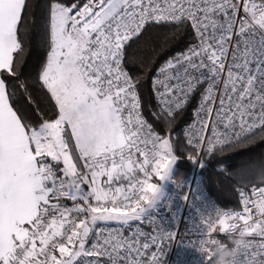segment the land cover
Here are the masks:
<instances>
[{"label": "snow or ice", "instance_id": "6c2138e0", "mask_svg": "<svg viewBox=\"0 0 264 264\" xmlns=\"http://www.w3.org/2000/svg\"><path fill=\"white\" fill-rule=\"evenodd\" d=\"M209 157L236 206L166 230L155 181ZM178 237L264 264V0H0V264H162Z\"/></svg>", "mask_w": 264, "mask_h": 264}, {"label": "built area", "instance_id": "2783aa9c", "mask_svg": "<svg viewBox=\"0 0 264 264\" xmlns=\"http://www.w3.org/2000/svg\"><path fill=\"white\" fill-rule=\"evenodd\" d=\"M185 161L190 165L189 173L183 178H172L162 199L147 212L149 216L159 219L166 230L171 229L173 216H177L181 222L196 219L197 211H209L212 203L224 210L228 209L212 200L200 184V172L205 166L200 167L198 163L186 159ZM186 193L188 199L184 200L182 197ZM186 242L178 237L176 242L171 243L162 257V264H203V258L194 248L184 246Z\"/></svg>", "mask_w": 264, "mask_h": 264}, {"label": "trees", "instance_id": "16d2710c", "mask_svg": "<svg viewBox=\"0 0 264 264\" xmlns=\"http://www.w3.org/2000/svg\"><path fill=\"white\" fill-rule=\"evenodd\" d=\"M241 156H232L225 158L223 163L226 168H234L240 161ZM206 166L200 172V184L206 189L210 198L223 208H233L236 206V200L225 195V191L230 182L228 177L219 175L216 172L218 161L214 157H209L205 162ZM188 166L185 159H178L173 171V178H180L187 175ZM158 183V181H155Z\"/></svg>", "mask_w": 264, "mask_h": 264}, {"label": "clouds", "instance_id": "9594fccd", "mask_svg": "<svg viewBox=\"0 0 264 264\" xmlns=\"http://www.w3.org/2000/svg\"><path fill=\"white\" fill-rule=\"evenodd\" d=\"M151 195L152 193L149 192L150 197ZM229 233V239L234 248L240 247L246 242V236L242 231L229 229ZM234 248L217 245L210 253V255L213 257L212 264H236Z\"/></svg>", "mask_w": 264, "mask_h": 264}, {"label": "rangeland", "instance_id": "374dc122", "mask_svg": "<svg viewBox=\"0 0 264 264\" xmlns=\"http://www.w3.org/2000/svg\"><path fill=\"white\" fill-rule=\"evenodd\" d=\"M186 160H187V159H186ZM175 164H177V162H176ZM175 164L173 165V167H172V169H171V171H170L169 178H168L167 180L163 181V182H159V181H158V183H159L160 186H161V194H160V196H159L158 201H160V200L162 199V197H163V195H164V192H165V188L167 187L169 181L173 178L172 176H173V171H174V168H175ZM186 165H187V163H186ZM187 166H188V172H187V174H188V173H189L190 165H187ZM205 166H206V164H205ZM181 178H183V177H181ZM173 179H174V178H173ZM158 201L155 203L154 206H156V205L159 203ZM154 206H153V207H154ZM149 210H150V209H149ZM149 210H148V211H149Z\"/></svg>", "mask_w": 264, "mask_h": 264}]
</instances>
